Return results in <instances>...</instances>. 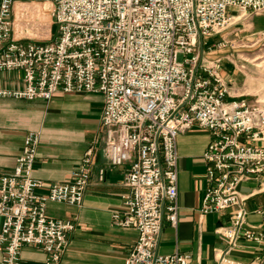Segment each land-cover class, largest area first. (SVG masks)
<instances>
[{
    "label": "built area",
    "instance_id": "obj_1",
    "mask_svg": "<svg viewBox=\"0 0 264 264\" xmlns=\"http://www.w3.org/2000/svg\"><path fill=\"white\" fill-rule=\"evenodd\" d=\"M30 1L40 0H0V72H20L23 81L0 98L103 97V156L112 168L128 164L112 224L138 233L124 264L191 263L188 254L159 255L157 247L163 221L178 224L177 139L194 127L211 137L200 215L232 211L215 230L219 239L229 250L241 240L264 249V209L255 211L262 226H249L239 192L250 181L264 187V103L228 100L222 58L213 57L226 43L209 42L263 14L264 0H45L55 38ZM40 141L38 132L27 133L12 172L0 174V264H21L26 246L43 252V264H61L75 223L48 217L46 206L81 207L91 183L92 145L67 181L34 178ZM104 176L99 169L98 180Z\"/></svg>",
    "mask_w": 264,
    "mask_h": 264
},
{
    "label": "crops",
    "instance_id": "obj_2",
    "mask_svg": "<svg viewBox=\"0 0 264 264\" xmlns=\"http://www.w3.org/2000/svg\"><path fill=\"white\" fill-rule=\"evenodd\" d=\"M15 10L18 11V5ZM246 20V23L236 21L224 36L219 34L209 40L226 43L213 57L222 58L221 73L229 85L228 100L244 95L238 87V68L231 60H244L251 47L264 39V13ZM22 88L20 72H0V90ZM103 103L100 94H57L48 101L0 98V174L12 172L29 132L40 134L33 177L44 183L67 181L85 150L91 145L95 147L91 183L82 206L52 202L46 206L48 217L75 223L61 264H124L137 241L136 230L116 227L111 220L112 212L121 208V197L127 192L123 182L128 164L112 168L103 156L105 129L100 123ZM210 141V134L198 127L177 139L179 220L176 227L163 221L157 254H188L190 264H264L263 248L241 240L235 249L229 250L215 234L217 228L227 224L232 211L206 216L199 213L206 186L202 156ZM259 145L264 147V141ZM101 168L105 170L103 181L98 180ZM239 192L246 200L247 224L262 226L255 211L264 209V187L250 181L243 183ZM1 226L0 218V232ZM44 258L41 250L22 248L21 264H43ZM1 259L0 248V262Z\"/></svg>",
    "mask_w": 264,
    "mask_h": 264
},
{
    "label": "rangeland",
    "instance_id": "obj_3",
    "mask_svg": "<svg viewBox=\"0 0 264 264\" xmlns=\"http://www.w3.org/2000/svg\"><path fill=\"white\" fill-rule=\"evenodd\" d=\"M32 12L37 11L40 14L42 22H47V27H51V37H57V26L53 25L51 13L43 11V7L46 9L51 8L49 2L45 0L30 1ZM240 21L246 23V19L242 18ZM231 29L223 31L221 35H225ZM42 36H46L42 34ZM244 60L233 58L231 61L235 62L239 71V83L238 87L241 89L240 93L244 94L243 98H246L249 102L264 103V39L258 42V44L251 47L250 52H247V56L243 57ZM179 61H182V56H179Z\"/></svg>",
    "mask_w": 264,
    "mask_h": 264
},
{
    "label": "water",
    "instance_id": "obj_4",
    "mask_svg": "<svg viewBox=\"0 0 264 264\" xmlns=\"http://www.w3.org/2000/svg\"><path fill=\"white\" fill-rule=\"evenodd\" d=\"M200 43H202V42L200 41Z\"/></svg>",
    "mask_w": 264,
    "mask_h": 264
}]
</instances>
